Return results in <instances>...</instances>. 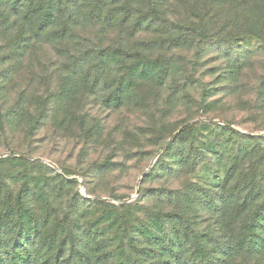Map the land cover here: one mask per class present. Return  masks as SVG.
<instances>
[{
    "label": "rangeland",
    "instance_id": "374dc122",
    "mask_svg": "<svg viewBox=\"0 0 264 264\" xmlns=\"http://www.w3.org/2000/svg\"><path fill=\"white\" fill-rule=\"evenodd\" d=\"M62 12L0 11L1 264H264V0Z\"/></svg>",
    "mask_w": 264,
    "mask_h": 264
},
{
    "label": "trees",
    "instance_id": "16d2710c",
    "mask_svg": "<svg viewBox=\"0 0 264 264\" xmlns=\"http://www.w3.org/2000/svg\"><path fill=\"white\" fill-rule=\"evenodd\" d=\"M65 2L66 0H0V11L2 8L8 7L10 9L11 15L17 17H19L21 13L25 12V14L23 13L22 17L24 21L29 20L31 16L35 17V22L37 23L36 33L38 34L41 31H46L56 24L58 16L63 15L62 7ZM90 19L94 25L100 24L102 26H107L110 23L116 21L117 17L113 15H106L103 17V8L97 6L95 12L90 15ZM17 20L19 21V19ZM183 134L184 132L181 131L178 136L181 137ZM252 197L250 198L251 202L254 200V198L256 199V197ZM251 229L252 231L255 230V225H253ZM252 234L254 235V232ZM146 239H148V243L150 244L151 239L159 240L157 237L151 238L150 235H147ZM170 242L171 241H165L163 243L161 242L160 245L163 251H172ZM156 245L157 244H154V246ZM258 245L257 243L252 242L249 247L250 249L252 248L253 250H256ZM230 256V253L225 255L226 258ZM1 259L0 264L3 262ZM60 259H62L61 256L52 255L48 258L47 264H57ZM10 263L14 264L13 261Z\"/></svg>",
    "mask_w": 264,
    "mask_h": 264
},
{
    "label": "water",
    "instance_id": "95a60500",
    "mask_svg": "<svg viewBox=\"0 0 264 264\" xmlns=\"http://www.w3.org/2000/svg\"><path fill=\"white\" fill-rule=\"evenodd\" d=\"M181 129H182V128H181ZM178 133H179V132H177L176 135H177ZM176 135H175V136H176ZM175 136H174V137H175ZM126 202H127V201H126Z\"/></svg>",
    "mask_w": 264,
    "mask_h": 264
}]
</instances>
